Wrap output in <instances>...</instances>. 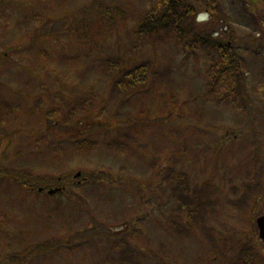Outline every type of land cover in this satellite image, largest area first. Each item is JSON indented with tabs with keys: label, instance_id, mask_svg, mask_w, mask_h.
Masks as SVG:
<instances>
[{
	"label": "rangeland",
	"instance_id": "374dc122",
	"mask_svg": "<svg viewBox=\"0 0 264 264\" xmlns=\"http://www.w3.org/2000/svg\"><path fill=\"white\" fill-rule=\"evenodd\" d=\"M93 1L0 0V170L41 180L0 177V264H132L106 255L120 234L136 264H229L243 246L264 264V0L189 6L215 43L160 30L136 47L154 0H102L116 9L106 28L81 10ZM119 53L134 61L118 73L105 57ZM133 64L146 82L113 98ZM170 166L191 200L178 211Z\"/></svg>",
	"mask_w": 264,
	"mask_h": 264
},
{
	"label": "trees",
	"instance_id": "16d2710c",
	"mask_svg": "<svg viewBox=\"0 0 264 264\" xmlns=\"http://www.w3.org/2000/svg\"><path fill=\"white\" fill-rule=\"evenodd\" d=\"M204 0H154L153 3L150 5V7H148V9L144 10L138 17L137 21L134 24V27L132 28L133 33L135 35V39H133V42L135 40V42L132 44V47H136L138 45V42L145 38V37H152V35H154L156 32L162 30L165 31L168 34H176L179 35L181 37L180 41L184 44V41L186 42L185 39V34L189 33L190 36L195 39L197 37H201L203 39L202 44L205 43H215L212 39H211V35L213 33H216V29L214 27H210L208 29V27L210 25H205L202 27V29L207 30V34L208 36H204L201 34V32L199 31L200 28L195 25L196 22L194 21V15L195 12L191 11L189 9V6H197L198 3H203ZM199 5V4H198ZM84 15H88V14H95L97 17H100L101 19L105 20V24H104V28H106V24H110L111 26L115 23L114 20V13L116 11L115 8H112V6L106 2H103L102 0H94L92 3H89L88 5L84 6V8L81 9ZM207 41V42H206ZM123 53H119L116 54L114 56H108L105 57V59H107L108 63L111 65L108 67V69L112 70V68H116L117 72L119 70V68H124L127 67L126 65L128 64V62L134 61L131 58L128 57H124ZM117 57V58H114ZM223 59L227 60L228 58L225 57V55L223 54ZM107 61H101L100 63L97 62V67L99 66H103L104 62ZM149 62V60L147 61ZM114 65V66H113ZM132 66V65H131ZM133 66H135V70L137 71V73H132L130 72L132 70L131 67L128 68V70L122 71L120 74L125 75L126 78H119V79H114L113 80V85H114V89L113 91L110 92V95L112 94L113 98H117L118 96L122 95V99L121 101H125V97L127 94V85H132V88H136L140 90V86L143 85V83L146 82V78L141 74V68L143 67V65H136L133 64ZM132 66V67H133ZM119 73V72H118ZM139 74V75H138ZM105 75L108 76L110 75L109 72L106 70ZM148 75V74H147ZM159 77H161V75H159ZM149 79V77H148ZM167 79V78H166ZM161 78L159 79L158 82H156L155 79H151L149 80V88L147 89V91L145 93H151L154 90H157L160 83H161ZM142 82V83H141ZM127 91V92H126ZM96 97L98 96V94H95ZM139 98L143 99V98H147L146 96H143V94L140 93ZM124 97V98H123ZM138 98V99H139ZM92 100H94L93 96L91 98ZM90 99V101H91ZM137 100V99H136ZM128 101H126V104L123 106H127L128 105ZM82 108V107H81ZM79 108V109H81ZM75 109H77L76 107L71 109V114H75ZM129 132H126L125 136H128ZM124 137V135H122ZM91 139V138H90ZM94 141V139H92ZM92 145V143H91ZM109 145V144H108ZM109 147L112 148H116L118 150H123L125 152H130V149L127 150V147L123 144V146L117 147V146H113L110 145ZM62 148L61 146L58 147V149ZM40 149V148H38ZM42 149V148H41ZM167 175L165 176V180H169L170 181V186L171 189L174 191V195L176 196V203H175V209L181 210L184 208L182 201L179 202V200L181 198H185L186 199V204L190 205L191 204V200L188 197V195L184 192V191H180V192H176L177 186L176 184L180 185V189H183V181H182V176L180 175V173H176L173 168L170 166L167 168ZM5 174L7 175L6 172L1 171L0 170V177H4ZM18 173H14L13 175H7V177L10 179L12 178L13 180L17 181L18 183H21L24 186V189H27L28 185H32L34 183L40 182L41 180H39L38 178H33L27 175V177H20L17 175ZM93 178V179H92ZM114 178V177H113ZM112 178V179H113ZM61 179V178H59ZM90 179H92L93 183L97 182L99 178L94 177V175L92 177H90ZM115 180V179H113ZM57 181V179H56ZM43 183V182H41ZM174 183V185L172 184ZM43 185V184H41ZM45 186V185H44ZM1 188H3V191H6V189H8L5 185H2ZM94 190V189H91ZM29 191H33L32 188H29ZM250 193H252V191L249 190V192L246 194L244 193L242 195L243 198L247 197L248 195H250ZM210 194V192H209ZM210 196H213L212 194ZM183 200V199H182ZM215 200V199H214ZM213 202V201H212ZM240 202V201H239ZM245 204V203H244ZM199 204L195 207L196 211L198 209ZM208 206L209 208H212V211H216L217 207L215 206H210L207 205L206 202H204V207ZM170 213H172V211L170 210ZM174 229H181V227L174 225V224H170ZM142 235V233L140 234ZM119 238H121V243L117 244V248L119 249V252H116V254H113L111 252H106V255H108L111 258H118L120 259L122 262L125 261H132V262H125V263H132V264H136V261L134 260V257L137 255H140V251L136 250V248L134 246H132V244H129L130 242L128 241V237L124 234H120ZM77 244V243H76ZM246 246H243L239 253L237 255H235V258L229 263V264H253V256L248 253L245 249ZM119 253V255L117 256V254ZM15 256V254H14ZM117 256V257H116ZM9 259L6 258V261H8ZM13 261H10L9 264H12ZM8 264V263H7Z\"/></svg>",
	"mask_w": 264,
	"mask_h": 264
},
{
	"label": "water",
	"instance_id": "95a60500",
	"mask_svg": "<svg viewBox=\"0 0 264 264\" xmlns=\"http://www.w3.org/2000/svg\"><path fill=\"white\" fill-rule=\"evenodd\" d=\"M79 172H77L75 175H78ZM59 188L49 189L48 193H53ZM257 224L259 226V236L264 240V215L259 216L257 219Z\"/></svg>",
	"mask_w": 264,
	"mask_h": 264
}]
</instances>
